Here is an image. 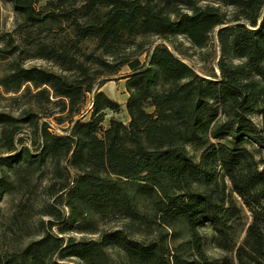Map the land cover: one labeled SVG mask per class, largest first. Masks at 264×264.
Masks as SVG:
<instances>
[{
	"label": "trees",
	"instance_id": "obj_1",
	"mask_svg": "<svg viewBox=\"0 0 264 264\" xmlns=\"http://www.w3.org/2000/svg\"><path fill=\"white\" fill-rule=\"evenodd\" d=\"M10 1L59 72L14 65L0 80L33 100L17 116L0 112V198L50 168L47 220L0 264H264V159L254 155L264 152V0ZM215 31L229 61L211 79L168 46L202 49ZM123 67L128 123L103 127L120 105L96 84ZM204 229L223 258L207 254Z\"/></svg>",
	"mask_w": 264,
	"mask_h": 264
},
{
	"label": "rangeland",
	"instance_id": "obj_2",
	"mask_svg": "<svg viewBox=\"0 0 264 264\" xmlns=\"http://www.w3.org/2000/svg\"><path fill=\"white\" fill-rule=\"evenodd\" d=\"M223 11L229 13L230 9L221 8ZM21 20L15 15L12 3L10 0H0V55L6 57L1 59L0 56V80L2 77L10 73L11 68L14 65H20L22 68H42L52 72H59V69L52 63L43 60L37 56V40L38 31L18 29ZM46 31L43 36L51 39L53 36L52 30L44 28ZM9 36L12 38L8 47L6 44L9 42ZM176 44L179 45L181 52L175 51L170 45V50L186 64H188L197 74L211 79L212 75L219 76L218 61L224 58L229 61V56L222 53L220 44L216 37V31L212 33L210 40L205 48L199 49L191 46L184 38H177ZM160 44V42H156ZM13 45V46H12ZM6 52L14 51L13 55H6L1 53V49H5ZM13 47V48H12ZM151 53V49H147L145 53L138 57L142 64L147 65L148 59ZM232 63H237V60H232ZM130 71L127 67H123L117 74L108 76L104 75L99 78L97 85H101L100 91H102L109 99L120 105V112L111 113L106 112L103 127H106L110 118L127 124L128 116L125 111V104L128 98L126 91V79ZM24 87L17 93H6L4 88L0 85V112L10 113L14 116L19 115L24 109L33 103L30 95H24ZM92 103V94L87 96L86 104L83 108L84 114L89 110ZM89 114H86L83 120L89 118ZM251 120L260 126L262 118L260 115H253ZM53 125V132L56 134H65L69 131L70 124L64 122L57 124L51 120ZM256 149V148H255ZM253 150V149H252ZM254 151V150H253ZM256 160L264 159V152H254ZM50 168L43 175H37L32 178L31 182L24 188H17L15 193L10 195H3L0 198V254L3 250L14 246H20L28 243L33 239H37L38 233V220L47 218H41L40 209L43 201L48 199L43 194V189L49 183ZM51 202V201H49ZM32 206V207H31ZM23 208H25L23 213ZM2 214V215H1ZM99 228L103 229H115L118 227L116 223H109L103 225L98 223ZM56 231L55 228L53 230ZM204 236L205 249L209 256L215 259H221L224 255L217 251L211 243L212 233L210 229H204L202 231ZM70 236L76 240H89L96 239L97 235L70 233ZM76 264V262L71 263Z\"/></svg>",
	"mask_w": 264,
	"mask_h": 264
}]
</instances>
